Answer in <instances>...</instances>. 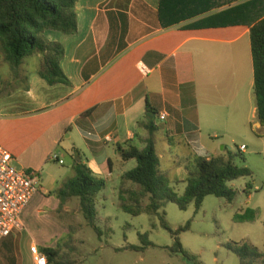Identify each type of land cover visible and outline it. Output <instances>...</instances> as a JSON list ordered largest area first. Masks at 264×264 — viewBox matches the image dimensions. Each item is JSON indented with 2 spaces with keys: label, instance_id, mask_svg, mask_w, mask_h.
<instances>
[{
  "label": "crops",
  "instance_id": "obj_1",
  "mask_svg": "<svg viewBox=\"0 0 264 264\" xmlns=\"http://www.w3.org/2000/svg\"><path fill=\"white\" fill-rule=\"evenodd\" d=\"M214 1L179 0L185 17L164 27L160 0H79L75 35L45 33L63 46L61 68L71 85L50 86L39 76L35 57L34 67L23 69L28 89L0 102V146L16 169L41 175L39 193L21 215L23 229L0 238V264H34V245L58 252L71 234L66 217L74 216L67 215L72 206L61 205L57 190L74 178L77 163L105 181L113 176L114 159L121 176L126 173L117 148L145 147L150 110L157 113L156 146L179 136L206 158L224 153L209 152L204 136L264 137L250 39L264 0H227L209 9ZM2 79L0 70V86Z\"/></svg>",
  "mask_w": 264,
  "mask_h": 264
},
{
  "label": "trees",
  "instance_id": "obj_2",
  "mask_svg": "<svg viewBox=\"0 0 264 264\" xmlns=\"http://www.w3.org/2000/svg\"><path fill=\"white\" fill-rule=\"evenodd\" d=\"M79 0H0V48L2 62L0 70L3 79L0 86V102L18 90L28 89V77L23 70L28 58L38 57L37 72L50 86L57 84L70 86L71 82L61 68V61L65 51L57 42L47 40V31L60 32L65 35H75L78 31L77 3ZM179 0H160L159 18L164 27L177 24L181 16L176 6ZM216 1V2H215ZM209 9L223 5L227 0H215ZM255 4L251 6L254 8ZM187 16V14H186ZM250 26L251 52L254 65V96L258 111V120L264 127V11ZM8 67L10 73L5 74L3 69ZM87 112L84 116H89ZM156 111L150 110L147 115L145 129L148 138L144 141L145 147L139 149L132 144L118 147L122 163L136 161V167L121 176V186L118 191L120 208L134 217L147 214L158 216L160 225L169 231L174 239V246L170 249L173 254H181L187 259H196L190 256L181 244L179 235L189 229L190 222L175 232L169 228L165 216L160 214L166 203L175 204L181 211L188 210L193 204L198 212L206 197L214 196L232 203L236 192L229 183L243 177L252 176L246 166H237L236 158H242L241 152L229 151L226 155L206 158L198 156L193 147L182 137H166L170 147H179L186 152L188 162L184 165L186 179L182 195L176 192L170 179L160 169V156L157 152L154 134L157 126L154 118ZM111 165V164H110ZM75 176L64 183L56 192V196L65 204L73 198L79 199L82 214L88 224L96 231L97 212L96 201L98 195L106 187V181L94 174L82 163L75 165ZM180 183V182H178ZM177 183V184H178ZM131 184L132 187H127ZM138 187L137 189H135ZM148 198V204L144 201ZM100 234V232H99ZM148 247V234L140 237ZM145 247V248H146ZM143 248L142 250H144ZM129 250L139 248L130 246ZM240 264H264V252L246 243H233L229 247ZM49 264H60L58 252L54 249L44 250ZM200 264V263H199Z\"/></svg>",
  "mask_w": 264,
  "mask_h": 264
},
{
  "label": "rangeland",
  "instance_id": "obj_3",
  "mask_svg": "<svg viewBox=\"0 0 264 264\" xmlns=\"http://www.w3.org/2000/svg\"><path fill=\"white\" fill-rule=\"evenodd\" d=\"M1 59L0 48V65ZM25 62L23 69L30 70L36 58H28ZM3 71L6 75L10 73L8 67ZM163 125L159 122L160 127ZM202 141L209 152L223 151L224 155L229 151L237 153L244 144L247 150L240 153L242 158H236L235 164L249 168L252 176L229 183L236 192L232 203L208 196L198 212L193 204L188 210L181 211L169 202L160 211V214H166L165 220L172 232L190 222L189 229L181 232L179 238L187 253L196 259H187L170 251L174 239L169 231L161 227L158 216L142 214L134 217L122 211L118 198L122 173L114 159L113 176L106 180V187L98 195L95 205L96 227L100 234L85 220L79 199L69 200L67 204L73 210L67 215L74 217H65L72 221L69 227L71 234L63 237L56 261L60 264H240L239 258L229 250L233 243H246L264 252V137L256 138L251 132L248 136L241 133L220 135L218 140L204 136ZM157 152L161 158V171L170 179L176 192L182 195L186 186L181 183L186 179L184 165L189 159L186 152L161 140L157 141ZM66 160L67 167L70 159ZM135 167L136 161H130L124 165V171ZM147 204L148 198L144 201V205ZM57 214L65 215L61 211ZM145 234H148V242L151 243L148 247L140 238ZM130 246L139 250H129Z\"/></svg>",
  "mask_w": 264,
  "mask_h": 264
},
{
  "label": "built area",
  "instance_id": "obj_4",
  "mask_svg": "<svg viewBox=\"0 0 264 264\" xmlns=\"http://www.w3.org/2000/svg\"><path fill=\"white\" fill-rule=\"evenodd\" d=\"M166 117V114L160 115L161 120ZM246 149L243 145L239 151L244 152ZM51 160L58 161V157L53 154ZM13 161V156L0 146V238L9 237L23 229L21 215L41 187L39 172L17 170ZM30 252L34 264H49L47 256L37 246H32Z\"/></svg>",
  "mask_w": 264,
  "mask_h": 264
}]
</instances>
